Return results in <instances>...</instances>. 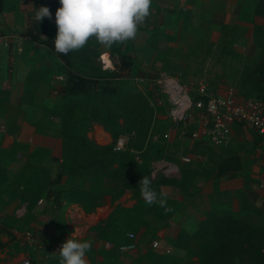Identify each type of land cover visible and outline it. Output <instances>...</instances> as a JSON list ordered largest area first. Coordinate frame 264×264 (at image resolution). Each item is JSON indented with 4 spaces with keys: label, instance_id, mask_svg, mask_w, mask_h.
<instances>
[{
    "label": "rangeland",
    "instance_id": "rangeland-1",
    "mask_svg": "<svg viewBox=\"0 0 264 264\" xmlns=\"http://www.w3.org/2000/svg\"><path fill=\"white\" fill-rule=\"evenodd\" d=\"M42 6L49 8L52 18L38 23L35 13ZM59 6V0H3L0 10V166L7 170L0 176V225L5 227L0 231L10 237L28 229L40 207L57 209V223H53L54 217L50 224L59 228L65 222L67 203L83 208L66 201L63 178L54 179L60 164V94L68 71L86 73L89 66L81 64L80 57H71L67 65L55 48L44 44V38L54 33ZM180 10L170 8L149 27L141 24L135 40L89 56L95 67L110 71L118 51L132 55L129 70L119 79L121 89L144 93L151 112L148 140L132 151L139 158L149 144L150 164L155 160L165 163L149 173V179L158 194L166 195L172 211L166 213L158 203L146 204L140 191L121 189L113 180H103L94 192L91 211L82 209L98 216H86L88 225L77 237L92 242L87 264H200V253L216 244V235L190 239L182 255L177 253L180 248L171 244L179 228L192 232L196 227L198 218L193 210L205 203L199 196L195 198L199 194L206 197L207 209L216 216L237 217L243 224L241 233L255 230L251 241L264 233V163L259 138L246 126L233 128L218 145L193 138L192 116L172 121L166 115V98L153 80L165 72L186 84L202 81L211 90L230 86L238 98L255 96L264 87V24L238 15L218 24L217 17L205 7L190 15ZM102 52L110 60L106 66L100 60ZM85 134L99 144L112 140L110 132L97 122L90 123ZM120 134L124 135V146L129 145L132 139L128 134ZM229 156L239 157L240 168L216 175L217 163ZM33 158L47 174L30 172L26 164L36 163ZM167 164L176 169L161 170ZM83 185L88 187V182ZM33 192L39 196L26 203L23 197L27 199ZM38 199L44 203H37ZM19 207L20 212H15ZM127 232L133 233L136 245L133 250L121 251L118 245L128 239ZM153 240L157 246H152ZM260 240L264 245V238ZM59 247L54 245L48 252L35 247L33 252L39 251L42 264H50L59 257ZM249 256L240 251L222 264H249Z\"/></svg>",
    "mask_w": 264,
    "mask_h": 264
},
{
    "label": "trees",
    "instance_id": "trees-1",
    "mask_svg": "<svg viewBox=\"0 0 264 264\" xmlns=\"http://www.w3.org/2000/svg\"><path fill=\"white\" fill-rule=\"evenodd\" d=\"M2 3L3 0H0V10ZM253 13L264 17V0H256ZM53 32L55 34L47 35L43 40L49 49H54L56 25ZM103 49L95 38H91L83 48L67 55L60 54L63 63L67 65L70 64L71 57H80L81 64L89 65L86 73L68 71L66 84L60 94V164L54 174L56 182L63 178L65 200L81 204L84 211H91L95 203L94 192L103 180H113L121 189L133 188L138 192V182L142 177L149 178L150 170L149 144L145 151L140 152L139 158H135L136 154L131 151L138 149L143 141L148 140L145 138L151 112L146 95L139 91H123L119 80L123 72L129 70L132 55L118 51L116 60L113 61V69L101 70L91 63L89 56L96 55ZM93 70L102 73L93 74ZM99 78L101 81L98 83ZM263 89L264 87L255 96H260ZM92 122L100 123L108 130L112 140L99 144L88 138L85 132ZM123 132L132 139L130 144L133 145L126 144L123 149H113V141ZM26 166L30 168L31 173L38 176L47 174L46 168L36 163L29 161ZM240 166L238 156L223 158L216 165V175L237 170ZM6 173L7 170L0 166V176L4 177ZM84 182H88V187H84ZM18 184L21 185L20 180ZM37 196V192H33L27 199L23 197V200L28 203ZM241 223L235 216H216L207 209L197 219L192 232L179 228L171 239V244L186 249L190 239L210 233L216 235L218 240L214 246L200 253V264L229 262L240 251L250 253L247 258L249 264H264V254L260 251V247L264 246L260 240L264 238V233L259 234L253 242L250 237L254 235L255 230L241 233ZM0 229L5 227L0 225ZM50 264H60V258L52 259Z\"/></svg>",
    "mask_w": 264,
    "mask_h": 264
},
{
    "label": "built area",
    "instance_id": "built-area-1",
    "mask_svg": "<svg viewBox=\"0 0 264 264\" xmlns=\"http://www.w3.org/2000/svg\"><path fill=\"white\" fill-rule=\"evenodd\" d=\"M102 54L103 52L100 60L105 63ZM153 80L156 88L166 98V115L172 121L178 122L188 115L192 116L190 134L193 138L218 145L227 139L233 124L246 125L252 128L256 137L259 138L264 156V89L260 96L238 98L230 86L221 90H211L202 81H198L193 85L186 84L176 75L165 72H160ZM112 148L115 150L124 148L123 134L115 138ZM134 157L137 158L136 155ZM164 165V162L152 161L149 170L150 175ZM171 169L175 170L176 167L167 164L161 170L172 171ZM65 208L67 218L72 220L73 227L77 225L76 230L79 233L78 224L80 222L78 219L84 215V211L76 204L67 203ZM126 235L128 239L118 245L121 251L133 250L136 245L133 233L127 232ZM23 237L29 247L32 248L37 245L36 238L31 232H23ZM151 244L157 246V240H153ZM260 251L264 254V246L260 247ZM10 264L34 263L31 261L29 254L24 253Z\"/></svg>",
    "mask_w": 264,
    "mask_h": 264
},
{
    "label": "clouds",
    "instance_id": "clouds-1",
    "mask_svg": "<svg viewBox=\"0 0 264 264\" xmlns=\"http://www.w3.org/2000/svg\"><path fill=\"white\" fill-rule=\"evenodd\" d=\"M152 0H59L55 11V51L67 55L83 48L91 38L106 49L114 44L135 40L138 27L150 15ZM51 19L48 7H39L35 19L39 23ZM140 195L146 204L158 203L165 212V194H158L151 187V180L142 177L138 182ZM90 240L68 237L59 247L60 264H87L86 253L92 249Z\"/></svg>",
    "mask_w": 264,
    "mask_h": 264
},
{
    "label": "crops",
    "instance_id": "crops-1",
    "mask_svg": "<svg viewBox=\"0 0 264 264\" xmlns=\"http://www.w3.org/2000/svg\"><path fill=\"white\" fill-rule=\"evenodd\" d=\"M255 2L256 0H152L150 7V15L145 20L144 23L148 27L158 23L161 20L160 17L163 16L166 12H168L170 8H174V12L178 11V9L181 8L180 10L181 14L185 13L190 15V14H194L195 11L205 7V9L209 10L214 17H217L218 24L231 17H235L236 15H238L240 18H243L245 20H251V21L253 20L256 23L264 24V17L253 13V7ZM138 35H140L139 28L137 32V36ZM106 61H109L108 58L105 59V62ZM242 126H246V125L233 124L230 128V132L233 128L242 127ZM250 129L251 131H253L252 128ZM259 150H260L259 151L260 160L261 162L264 163V156L262 153L261 146ZM32 161L36 162L37 164L39 163L37 158L36 159L33 158ZM198 196L199 198L203 199L205 203L201 202V204L193 210V214L197 218L202 216L203 212L208 207L206 197L199 194L195 196V198ZM37 203L43 204L44 200L42 201L37 200ZM20 210L21 207L15 209V212L16 211L20 212ZM65 212H66V208L64 209V214H63L65 218V222L61 224V228H59V225L53 227L54 226L53 223L55 222L56 224L57 223L56 219L59 218V216H57V209L56 208L54 209L47 205L42 208L40 207V209H37L35 211L34 217L27 224L28 229L22 230L20 236L15 235L10 237L7 236L4 232L0 231V264H10L16 261L24 253L29 254V256L31 257V261L34 264H42V257L40 256L39 251L37 250L35 253L33 252V248L37 247L39 249L42 247L45 249V252H48L51 249H53L54 245L55 248H57L66 240L65 237H67V234L75 238L79 237L80 234H82V231H84V229L88 225L87 224L88 221L84 219V218L88 219V217L86 216H91L95 218L98 217L97 214L93 212L84 213L85 216L83 215L81 216L80 219H78L80 223L78 224L79 233H77L76 230L77 225L76 227H73L74 225L71 223L72 220L67 218ZM102 216L103 214L100 213L99 217ZM54 217L55 220H53V223L50 224V221ZM27 230H29L36 238L37 245L35 247L31 248L25 242V239L23 237V232ZM48 244L50 245L48 246ZM181 251H183V249H178L177 253H179V255H182Z\"/></svg>",
    "mask_w": 264,
    "mask_h": 264
},
{
    "label": "bare ground",
    "instance_id": "bare-ground-1",
    "mask_svg": "<svg viewBox=\"0 0 264 264\" xmlns=\"http://www.w3.org/2000/svg\"><path fill=\"white\" fill-rule=\"evenodd\" d=\"M105 59H106V58H105V56H104L103 61H105ZM106 64H107V61L104 63V66H106Z\"/></svg>",
    "mask_w": 264,
    "mask_h": 264
}]
</instances>
